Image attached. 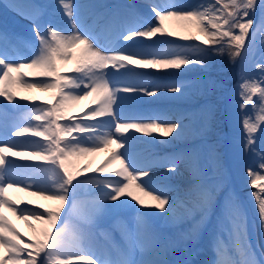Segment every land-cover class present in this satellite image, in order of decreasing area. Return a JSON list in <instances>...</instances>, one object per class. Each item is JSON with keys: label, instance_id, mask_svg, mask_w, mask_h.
I'll list each match as a JSON object with an SVG mask.
<instances>
[{"label": "snow or ice", "instance_id": "snow-or-ice-1", "mask_svg": "<svg viewBox=\"0 0 264 264\" xmlns=\"http://www.w3.org/2000/svg\"><path fill=\"white\" fill-rule=\"evenodd\" d=\"M57 6L66 17L70 29L61 30L51 24L42 29L38 22L40 13L37 12L29 17L33 21L32 32L36 38L31 58L15 60L9 58L6 51H0V97L12 103L14 108L16 97L10 90L14 83L25 89H38L58 95L54 105H37L31 115L26 117L41 123L22 125L11 132L15 137L30 133L33 137H42L47 143L28 151H20L18 146L22 142L0 138V210L7 207L17 219L35 220L45 226L39 230L37 238L25 242L10 221L0 214V264H73L77 259L86 261V264H167V261L159 258L167 246L166 242L151 230L147 223L148 218L162 212L165 216H172L174 221H191L192 227L186 238L194 241L215 207L219 185L195 188L194 195L179 202L185 209L184 216H175L177 202L171 201L163 191L150 187L157 179L151 171L157 162L145 159L139 154V138L135 133L152 137L146 143L170 144L182 136L183 126L179 120L169 119L166 114L130 117L123 109L124 102L138 95L158 96L160 86L146 87L127 83L125 78L144 75V71L134 69L178 71L192 66L207 69L212 57L225 53L233 63L237 58L242 63L245 62L252 54L256 35H264V0H205L195 6H184L178 0H172L163 6L150 3L149 8L155 23L148 20L139 27L133 26V18L137 16L134 5L120 6L124 9L121 11L91 2L57 0ZM166 19L185 22L181 26L184 31L191 32L194 28L204 39L199 40L192 35L175 37V33L165 30ZM252 29V39L248 40L249 31ZM101 33L108 34L109 46L101 42ZM157 37L160 38L158 43L167 42L163 39L165 37L169 40L178 38L181 41L198 42L143 54L125 51L121 46V41L135 43V38L152 40ZM77 48H83L82 57L72 69L78 75L66 77L61 74L59 62L67 63L74 59L72 51ZM257 67L262 74L261 79H243L237 93L241 112L239 122L244 133L241 147L245 153H255L257 140L264 137V127H261L264 125V87L261 86L264 84V63ZM24 68L33 69L43 79L25 80L26 74L22 72ZM109 68L112 69L111 72L107 71ZM122 69L125 71H121ZM14 72L19 75L13 77L11 74ZM183 87L181 84L166 85L165 91L183 95ZM120 93L134 95H119ZM90 96L96 97V107H92L82 116L67 115L72 104ZM256 96L258 99L254 100ZM248 106L253 110L257 106L260 108L261 115L255 121L249 118ZM61 120L70 123L61 125L58 123ZM76 132L90 135L73 136ZM130 132L133 134L128 135ZM153 133L172 139L158 140ZM65 135L72 136V141L62 145L61 139ZM112 146H115L116 151L95 171L107 172L109 166L118 161L123 167L115 171L113 176H84L89 171L87 167L79 168L75 172L71 170L74 167L69 162L71 158L105 151ZM6 149L14 156L42 161L43 165H18L4 155ZM121 149L123 151H119ZM259 155L260 168L264 169V151ZM183 159L182 156L169 157L168 163L164 165L165 173H177ZM193 168L196 170L195 161ZM246 174L251 187L260 185L264 188V175L253 168H248ZM20 177H25L21 191L31 189L34 184L36 187L31 194L53 201L56 207L44 208L43 211L15 207L14 202L4 197V193L17 187ZM28 180L32 184L27 183ZM133 189L155 203L146 204L133 194ZM253 195L256 196L255 214L259 218L261 230L264 231V196L258 193ZM124 209H135L136 216L131 226L123 221L117 222L125 242L123 247L114 246L112 253L97 255L90 247V229L103 228L106 218L119 215ZM224 233L234 239L239 259L228 255L229 250L220 238ZM100 234L105 237L108 235L103 231ZM213 241L217 259L212 264H264V251L259 253L258 258L248 239L247 217L239 203L230 196H226L217 217ZM5 253L8 254L7 258ZM137 253L140 254L139 258Z\"/></svg>", "mask_w": 264, "mask_h": 264}, {"label": "bare ground", "instance_id": "bare-ground-1", "mask_svg": "<svg viewBox=\"0 0 264 264\" xmlns=\"http://www.w3.org/2000/svg\"><path fill=\"white\" fill-rule=\"evenodd\" d=\"M9 2V7L12 11H14L17 15V17L13 18L11 17L10 10L0 6V51H6L9 58L15 59V60H22L26 57V55H20L19 54V47L14 46L11 42V39L15 36H21L23 39H25L26 43L27 41L31 44V52L29 53V56L33 55V50L36 46V38L33 35L32 28H33V21L29 17L37 12L40 13V17L38 19V22L43 29L44 27L41 25V23L45 25L51 24L52 26L57 23V26L64 27L65 29H70V26L68 24V21L66 17L63 15V18L58 19L57 16H54V13H62L59 7L57 6V0H7ZM25 1L29 4L31 10L27 8V4ZM118 1L115 3V8L117 7L119 10L124 11V9L120 8V6L123 5H133V2L131 0H116ZM76 2H91L100 4L101 0H76ZM32 6V7H31ZM53 9L54 11L52 12ZM89 23H91V20H89ZM166 31L169 30V26L166 25ZM11 28H14L13 34H10L9 31ZM104 39H107V42L109 44V36L108 34L105 35ZM136 42L133 41H121V46L124 47L125 51H135L138 53H147L149 52V46L148 42L152 41L146 38H135ZM26 47V46H25ZM74 59L70 60L69 62H59V67L61 70V74L66 77H74L78 75L77 73H74L72 71L73 68H75L80 60V58L83 55V48H77L72 51ZM28 58V57H27ZM135 71H144L143 76H129L125 78V82L127 83H133L136 85H143V86H152V84L155 81H158L160 78V75H167L170 74L166 70H137ZM107 71L111 72L112 69L109 68ZM125 71V70H121ZM22 72L26 75L24 76L25 80L29 81H35L39 79H43V77H39L36 75L35 71L33 69L24 68L22 69ZM13 77H16L19 75V73H12ZM117 77L119 76V73L116 74ZM156 75H159L156 76ZM7 86V82H6ZM10 90L15 94L16 100L15 104L16 107H13L12 103H9L4 97H0V138H3L5 140H11V141H20L22 142L18 146V150L20 151H28L34 147H39L41 144L47 143V141H44L42 137H33L31 134H25L22 137H15L11 135V132L13 129H18L20 126H26L28 124L36 125L41 122L35 121V120H29L26 119V117H29L31 113L35 110L37 105L40 106H52L56 103V100L58 99V95L53 92H46V91H40L38 89H25L20 87L18 83H14L11 85ZM65 91H73L78 92L79 89H65ZM119 95H134V94H125L120 93ZM170 93L166 91H160V94L158 96L154 97H147L143 95L135 96L134 99L125 101L123 104L124 111L130 116V117H146V112L150 110L158 111L160 109V106H157L159 102L167 100V96H169ZM20 97H27V100H21ZM96 100L95 96H90L86 100H81L79 102H76L71 105L70 110L67 112L68 116L76 117V116H82L87 111H90L92 107H96V103L94 101ZM35 101V103H32ZM157 101V102H156ZM156 102V103H155ZM98 119H105V118H98ZM171 119V118H169ZM76 123H91V121H74ZM58 123L61 125H65L70 123V121L61 120ZM133 133L130 132L128 135H132ZM73 136H87L90 135L89 133H73ZM135 135L139 138L138 143V152L143 158L149 157L150 153H155L157 150L155 148L159 147L158 142L155 143H146L147 141L152 140V137L146 136L142 133H135ZM157 133H153V136L156 137ZM175 135V133L173 134ZM171 139L172 137H166ZM72 141V136L65 135L61 139V144L69 143ZM116 151L115 146L110 147L108 150L95 152L92 154H87L80 157H73L69 161L70 164H72L74 167L71 169L74 172L77 171L79 168L87 167L89 171L87 173H84V176H91V175H99L101 177H107V176H113L115 171L120 170L123 166L118 162L114 161L108 168L107 172L103 173H97L95 170L102 167L105 162L110 158V156L113 154V152ZM119 151H123L122 149ZM4 155L8 159H12L15 161L18 165H32V166H40L43 165L42 161H38L29 157H22L19 155H13L12 152L7 151V149L4 152ZM256 158H260L258 154H255ZM189 166L187 164L183 165L182 167L178 168L177 173L175 174H166L165 173V167L163 164H156V166H153L151 171L153 175L157 178L156 182L153 183L158 187L166 186L170 184H178V179H182V184L187 179V176L183 174V170L187 169ZM191 168V167H190ZM122 179V178H119ZM24 180L25 177H20V183L17 187H13L7 190L6 193H4V197L7 198L9 201L14 202V206L17 208H31L35 211H43L44 208H52L54 209L56 207V204L53 201H48L45 199H42L41 196L32 195L31 192L35 190L36 185L33 184V187L31 189H28L26 191H21L20 189L24 187ZM27 183L32 184L31 180H28ZM184 190V188L182 189ZM133 194H135L139 199L143 200L146 204H154L155 201L150 200L148 197H145L142 193L137 192L135 189L132 190ZM189 193H192L194 195V191H191ZM191 195L184 197L181 201H185L189 199ZM170 198V197H169ZM127 199V197H125ZM171 199V198H170ZM179 200L177 201V206L175 209V216L178 218V216L182 217L185 214V209L180 206ZM134 210V209H133ZM148 211H157L155 209H144ZM133 212V211H132ZM0 214H3L8 221H10L11 225L15 227V229L20 233V235L24 238L25 242H29L32 239L37 238L39 230L45 227L43 224H41L38 221L35 220H29L25 221L23 219H17V216L13 214L12 211H9L7 207L0 210ZM63 214V213H62ZM163 217V218H161ZM162 219L164 221L163 224H175V221L173 220L172 216H165V213H159L156 216H152V219L150 220L148 218L147 223L150 226L151 230L156 233L158 236H160L165 242H166V248L163 250L162 256H160V259H163L167 261V264H180L183 262L187 256L191 253V250L193 248L179 251L178 248L181 247H187L185 242L180 240L179 238H176L174 240L169 239V235L167 231L162 230L157 225H161V223H158L156 220ZM133 213L131 214V209H124L121 211L119 215L110 216L106 218L104 221V227L103 228H95L90 229L91 232V238H90V247L93 252H95L97 255L98 253H111L113 252L114 246H120L123 247L124 245V239L121 235L120 227L118 226V221H123L126 224H129L130 226L134 223L133 222ZM178 220V219H177ZM155 222L156 224H154ZM31 225L32 227H30ZM34 229L36 231H34ZM106 232L108 235L105 237L104 235H101V232ZM175 231H171V233H174ZM174 252V255H173ZM7 258V253L4 254ZM140 254L137 253V258H139ZM156 258V257H152ZM95 259V256L93 257ZM204 259L200 257H196V261L194 263L196 264H204ZM73 264H86V261L82 260H74ZM212 264V263H207Z\"/></svg>", "mask_w": 264, "mask_h": 264}, {"label": "rangeland", "instance_id": "rangeland-1", "mask_svg": "<svg viewBox=\"0 0 264 264\" xmlns=\"http://www.w3.org/2000/svg\"><path fill=\"white\" fill-rule=\"evenodd\" d=\"M182 21H178V20H175V19H166L165 21H164V27H165V29L167 28L166 27V25L167 26H169V30H167V31H171V32H173V33H175V37H179V36H181V35H185V32L186 31H184V29H182L181 28V25H183L184 24V22H183V24L181 23ZM179 31L181 32V35H179ZM192 31V30H191ZM187 34H188V32H186ZM191 33V32H190ZM194 33V32H193ZM195 33H197V30L195 31ZM198 38H200L199 36H198ZM160 38L159 37H157V38H155V41H156V43H158L157 42V40H159ZM165 41H168L169 39L167 38V37H165V38H163ZM171 40H178V38H172ZM154 41V42H155ZM263 41H264V38H263ZM166 42H164L163 44H165ZM161 48H163V50H168L169 49V46H161ZM262 48V47H261ZM261 48L259 49V48H257V49H253V51H252V54H253V57L261 50ZM157 50H161V49H157ZM156 50V51H157ZM238 59H240V58H238ZM237 59V60H238ZM246 63L249 65V66H252V67H257V65L258 64H261V63H263V61H259V62H257V64L256 63H254V61L253 60H251V61H249V60H246ZM190 67H187L186 69L185 68H182L184 71H187L188 69H189ZM171 71V70H170ZM172 71H174L175 73H179V71L180 70H172ZM248 79H255L256 81H259L260 79L259 78H248ZM223 80V77H222V79H220V81H222ZM175 84L177 83V82H174ZM221 83L217 86V89H220L221 88ZM238 88V90H239V87H236V89ZM183 96H185V95H181V97H183ZM176 98L178 97V94L175 96ZM259 108V106H257V108L256 109H258ZM256 109H254V111H253V113H254V115H252L253 117L252 118H254V120H256V118L258 117V115H257V112L259 113V114H261V112H260V110H256ZM249 110V109H248ZM257 112H256V111ZM231 112H232V110H231ZM239 117H240V115L238 114L237 115V117H235V119L234 120H231V122H229L228 124H230V128L229 129H236V130H239V128L238 127H241L240 126V122H239ZM251 118V119H252ZM253 120V119H252ZM257 134H259V133H257ZM232 156L234 155V164L237 166V164H239V167H240V164H241V162L242 163H245V164H247V162L249 161V159H250V157H251V153H245L243 150H242V147L240 146V145H235V152H233V154H231ZM215 162H216V160H215ZM211 166H213L212 164H211ZM239 169H242L243 170V167H240ZM230 178H231V176H230ZM231 191H232V189H231ZM230 191V192H231ZM227 194V193H226ZM263 196H264V193H263ZM247 211H248V215H247V233H248V239H249V241L250 242H252L254 245H256V243L258 242V240H257V233H256V226L260 223L259 222V218L256 216V214H255V204H254V202H253V206H252V209H251V206L250 205H248L247 204ZM196 219H199V218H196ZM255 219V220H254ZM191 227H192V222L191 221H187V224L186 225H183V228H185V229H180V230H177V234L178 233H180L179 235L181 236V238L183 239V240H185V242L186 243H191V245L193 244H196V243H198V239H199V236H198V238L197 239H195L194 241L192 240V239H188V238H186L187 237V234H188V232H189V230L191 229ZM202 228H203V226L200 228V230H199V235H200V233H201V231H202ZM249 230H250V232H251V235H252V237L250 238L249 236H250V234H249ZM227 234V233H226ZM263 235H264V233H263ZM212 236L214 237V234H212ZM228 236V235H227ZM229 237V236H228ZM234 242V239H231V242ZM256 248H257V245H256ZM255 249V248H254ZM255 251H256V253H257V257L259 258V253H260V251H257L256 249H255ZM214 255H216L217 256V253H216V251H214ZM232 258V257H231ZM234 259V258H233Z\"/></svg>", "mask_w": 264, "mask_h": 264}]
</instances>
